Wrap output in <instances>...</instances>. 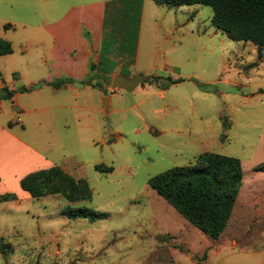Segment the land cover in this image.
Masks as SVG:
<instances>
[{"label":"rangeland","instance_id":"374dc122","mask_svg":"<svg viewBox=\"0 0 264 264\" xmlns=\"http://www.w3.org/2000/svg\"><path fill=\"white\" fill-rule=\"evenodd\" d=\"M91 1L0 0V37L13 46L0 57V96L14 93L0 97V197L17 196L0 203V264H264V52L260 59L253 43L216 29L209 6L142 0L141 27L127 42L136 57L119 48L113 71L57 89L46 82L45 26ZM117 75L180 82L163 89L148 79L127 92L112 88ZM205 153L238 158L244 175L217 240L149 184ZM52 167L86 180L92 200L22 190L25 177ZM68 206L109 216L74 220L63 215Z\"/></svg>","mask_w":264,"mask_h":264},{"label":"trees","instance_id":"16d2710c","mask_svg":"<svg viewBox=\"0 0 264 264\" xmlns=\"http://www.w3.org/2000/svg\"><path fill=\"white\" fill-rule=\"evenodd\" d=\"M158 5L168 7L204 5L213 9V26L224 32L234 41L251 42L257 47L259 58L264 52V0H152ZM104 26V38L100 60L92 64L91 72L100 73L114 70L113 51L133 60L137 48H128V40L135 38L141 27L142 0H113L108 4ZM11 25H6L9 29ZM106 39V40H104ZM118 47V50L116 49ZM13 53L12 43L0 37V57ZM116 53V54H117ZM110 54V55H109ZM117 56V55H116ZM115 56V57H116ZM104 78V76H102ZM147 78L146 80H148ZM150 81L163 89L180 81L152 77ZM71 79H57L51 82L59 89L73 84ZM7 91V88H4ZM13 92L1 95V99L12 98ZM96 170L103 174L114 171L113 167L97 165ZM264 172V164L257 167ZM243 169L238 158L216 153H205L194 165L174 167L150 179V186L163 197L189 223L199 228L212 239H219L227 229L236 206L240 189L243 186ZM21 188L34 199L48 195H61L71 203L92 200V190L86 180H76L60 167L39 170L29 174L21 181ZM15 194L0 197V203L15 201ZM63 215L70 219L108 218V214L86 208L66 207ZM0 251L6 255L5 245L0 242Z\"/></svg>","mask_w":264,"mask_h":264},{"label":"crops","instance_id":"0c3cea01","mask_svg":"<svg viewBox=\"0 0 264 264\" xmlns=\"http://www.w3.org/2000/svg\"><path fill=\"white\" fill-rule=\"evenodd\" d=\"M111 1L73 5L64 17L45 26L53 39L50 56L46 57L51 64L47 83L62 78L82 82L89 77L90 61L98 63L100 60Z\"/></svg>","mask_w":264,"mask_h":264},{"label":"water","instance_id":"95a60500","mask_svg":"<svg viewBox=\"0 0 264 264\" xmlns=\"http://www.w3.org/2000/svg\"><path fill=\"white\" fill-rule=\"evenodd\" d=\"M145 81H146V77L142 75H135L132 77L117 75L113 78L112 88L114 90H123L127 92H133ZM75 86L82 87L79 83H76ZM104 105L106 108L109 107L108 99L104 100Z\"/></svg>","mask_w":264,"mask_h":264}]
</instances>
